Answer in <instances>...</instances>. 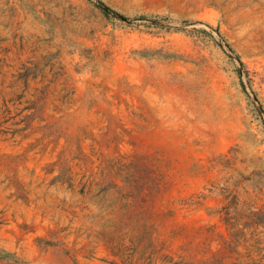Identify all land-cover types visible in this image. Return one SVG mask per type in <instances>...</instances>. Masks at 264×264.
<instances>
[{
    "label": "rangeland",
    "instance_id": "374dc122",
    "mask_svg": "<svg viewBox=\"0 0 264 264\" xmlns=\"http://www.w3.org/2000/svg\"><path fill=\"white\" fill-rule=\"evenodd\" d=\"M0 264H264V0H0Z\"/></svg>",
    "mask_w": 264,
    "mask_h": 264
}]
</instances>
